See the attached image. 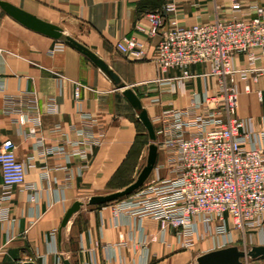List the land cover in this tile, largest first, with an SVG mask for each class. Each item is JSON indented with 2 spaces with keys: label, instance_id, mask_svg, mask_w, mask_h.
Returning a JSON list of instances; mask_svg holds the SVG:
<instances>
[{
  "label": "crops",
  "instance_id": "0c3cea01",
  "mask_svg": "<svg viewBox=\"0 0 264 264\" xmlns=\"http://www.w3.org/2000/svg\"><path fill=\"white\" fill-rule=\"evenodd\" d=\"M5 1L60 26L95 53L137 94L152 122L164 110L188 108L194 96L205 91L215 95L220 88L217 79L207 75L208 64L189 66L193 78L163 83L183 72L164 70L156 63L160 36L148 35V14L160 12L167 30L232 18L248 20L256 16L255 5L264 7V0H239V10H233L228 0ZM170 5L172 10L167 9ZM131 37L144 44V60L117 50L119 41ZM60 42L24 27L0 8V146L13 141L17 158L27 169L26 185L13 187L4 203L10 217L0 221V264H63L64 258L71 264H188L201 254L240 242L264 245L259 230L242 234L229 220L232 237L227 236L226 243L223 236L209 233L185 248L158 220L116 216L118 202L88 206L85 200L91 196L131 184L127 180L123 187H114L119 177L135 175L146 128L123 89L86 56L66 45L53 52ZM236 67H246L244 55L236 57ZM236 81L237 117L251 118L254 129L262 130L264 100L258 92L264 87V75L257 80L237 76ZM155 98L161 102L154 103ZM19 110L28 117L24 123ZM4 192L0 176V196ZM76 201L84 205L60 231Z\"/></svg>",
  "mask_w": 264,
  "mask_h": 264
},
{
  "label": "built area",
  "instance_id": "2783aa9c",
  "mask_svg": "<svg viewBox=\"0 0 264 264\" xmlns=\"http://www.w3.org/2000/svg\"><path fill=\"white\" fill-rule=\"evenodd\" d=\"M228 1L233 10L241 8L239 0ZM254 9L256 16L248 20L232 18L167 30L160 12L148 14V35L160 36L155 46L156 63L164 70L178 68L183 72L182 77L163 83L193 78L189 66L208 64L207 75L217 79L220 92L212 95L205 91L194 96L188 108H169L154 119L158 152H163L164 162L156 163L152 182L115 201L116 216L124 213L158 220L185 248L209 233L223 236L226 243V237H232L229 220L242 234L256 229L264 238V128L257 131L251 118L244 121L237 117V76L245 79L251 75L257 80L264 75V66L259 65L264 61V7L255 5ZM65 47L60 42L53 52ZM116 47L136 60L147 57L144 44L134 37L124 38ZM241 54L246 57L243 69L236 67V57ZM2 87L0 80V90ZM258 97L264 100V87ZM153 102L161 101L155 98ZM17 113L22 123L28 120L24 112ZM16 150L11 140L0 146L5 190L0 196L1 222L10 217L4 206L10 190L26 185V165L18 160ZM162 171L167 176L161 177Z\"/></svg>",
  "mask_w": 264,
  "mask_h": 264
},
{
  "label": "water",
  "instance_id": "95a60500",
  "mask_svg": "<svg viewBox=\"0 0 264 264\" xmlns=\"http://www.w3.org/2000/svg\"><path fill=\"white\" fill-rule=\"evenodd\" d=\"M0 8L24 27L54 40L61 41L66 46L77 50L78 52L86 56L100 70H102L113 81L118 89H123V95L132 105V107L137 110L138 119L146 128L148 136L151 140V144L148 147L146 164L138 172L137 178L133 183L129 184L124 189L119 191L104 195L101 194L91 196L86 204L88 206H100L115 202L136 192L151 176L158 159V146L156 144L157 137L154 125L148 115L147 110L143 107L140 98L130 87L121 83L119 77L101 58H99L86 46H84L71 36L65 34L60 26L47 22L37 17L36 15L31 14L30 12L19 8L5 0H0ZM83 205L84 203L80 201H76L71 205L61 222L60 231H62V229L67 226L71 217L76 212H78ZM246 260L264 261V245H253L249 246V248H240L239 246L233 245L213 250L198 256L194 264H243ZM63 264H71V262L68 259L64 258Z\"/></svg>",
  "mask_w": 264,
  "mask_h": 264
},
{
  "label": "rangeland",
  "instance_id": "374dc122",
  "mask_svg": "<svg viewBox=\"0 0 264 264\" xmlns=\"http://www.w3.org/2000/svg\"><path fill=\"white\" fill-rule=\"evenodd\" d=\"M154 129H155V126H154ZM145 133H144V135L142 136V138H141V142H142V149H143V154H142V158H141V160L138 162V166H137V170H134V171H136L135 172V175L133 174L132 176H130V174H125V176H123V177H119L118 178V182H117V184H115L114 185V187H123L122 186V183L124 182V181H127V180H129L131 183H133L135 180H136V178H137V175H138V172L143 168V166H145V164H146V159H147V155H148V147H149V145L151 144V140H150V138H149V136H148V133H147V130H145L144 131ZM156 137H157V139H156V144H157V142H158V140H159V138H158V136L156 135ZM162 159H164V157H163V152L161 151V155L159 156V152H158V159H157V163H158V160L160 161L158 164H163V160ZM128 172V171H127ZM126 173V172H125ZM162 174H161V177H165V176H167V173H166V171H162L161 172ZM156 173H155V171L153 170V172H152V174H151V176L148 178V180L145 182V184L144 185H147V184H149L150 182H152V180L156 177V175H155ZM125 187V186H124ZM122 189H124V188H122ZM109 193H112V192H108V193H101V194H109ZM135 193V192H134ZM101 194H95V195H101ZM132 195V194H131ZM88 200L89 199H86L85 200V202L87 203L88 202ZM240 248H249V246H243V244H242V242H240V245H238ZM193 260H191L188 264H193L194 262H192ZM256 262H261V261H250V262H248V261H244V263L243 264H255Z\"/></svg>",
  "mask_w": 264,
  "mask_h": 264
}]
</instances>
